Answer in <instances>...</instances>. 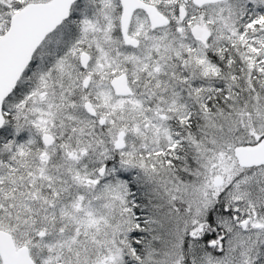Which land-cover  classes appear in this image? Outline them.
<instances>
[{
	"label": "snow or ice",
	"instance_id": "snow-or-ice-1",
	"mask_svg": "<svg viewBox=\"0 0 264 264\" xmlns=\"http://www.w3.org/2000/svg\"><path fill=\"white\" fill-rule=\"evenodd\" d=\"M0 264H264V0H0Z\"/></svg>",
	"mask_w": 264,
	"mask_h": 264
}]
</instances>
